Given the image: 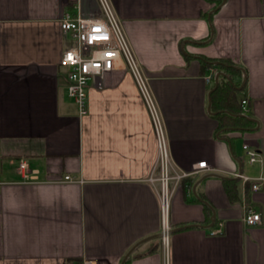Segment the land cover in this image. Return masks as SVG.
<instances>
[{
	"label": "crops",
	"instance_id": "0c3cea01",
	"mask_svg": "<svg viewBox=\"0 0 264 264\" xmlns=\"http://www.w3.org/2000/svg\"><path fill=\"white\" fill-rule=\"evenodd\" d=\"M110 2L173 167L189 172L171 199L167 252L159 182L149 180L159 175L156 136L133 76L118 66L102 87L89 82L85 114L67 94L60 57L74 40L59 23L66 12L99 16L97 0H0V264H264V0ZM206 61L239 70L244 129L217 128L208 92L219 69ZM20 160L36 178L24 177ZM201 160L207 168L194 172ZM238 172L263 177L261 189ZM249 207L260 224L244 223Z\"/></svg>",
	"mask_w": 264,
	"mask_h": 264
},
{
	"label": "built area",
	"instance_id": "2783aa9c",
	"mask_svg": "<svg viewBox=\"0 0 264 264\" xmlns=\"http://www.w3.org/2000/svg\"><path fill=\"white\" fill-rule=\"evenodd\" d=\"M101 14L99 16H84L77 12L75 15L66 12L60 20V28L63 32H69L74 44L64 49L60 57V63L66 66L67 94L73 98L78 106L79 113H86L87 93L86 88L89 81H95L97 87H102V76L118 66H123L133 76L141 97L148 109L151 117L153 129L156 136L157 158L155 167L159 168V175L156 177L154 170L149 176L150 181L158 180L157 189L160 211V240L163 250L167 252L169 246V236L172 230L169 213L171 199L178 182L189 175L186 171L174 169L164 126L160 118L155 101L149 91L147 77L141 70L139 63L129 44L123 26L115 13L110 0H97ZM213 78L211 72L206 80ZM243 112L247 111V102L241 100ZM249 162L257 160V151L247 144L243 145ZM18 168L24 171V177L36 178L37 170H29L27 163L20 160ZM207 168L206 161L201 160L195 164V170ZM243 182L249 183L251 191L260 190L263 177L250 178L238 172L235 174ZM65 180L72 181L66 175ZM171 181L173 183L171 184ZM3 181L0 178V185ZM243 221L247 226L261 223V214L253 208H247ZM221 233V229H214L210 234Z\"/></svg>",
	"mask_w": 264,
	"mask_h": 264
},
{
	"label": "trees",
	"instance_id": "16d2710c",
	"mask_svg": "<svg viewBox=\"0 0 264 264\" xmlns=\"http://www.w3.org/2000/svg\"><path fill=\"white\" fill-rule=\"evenodd\" d=\"M217 7L221 0H214ZM208 66H213L222 71L224 75L218 77L216 87L211 91V111L213 116L218 121V129H244L251 121L243 114L241 100L239 98L238 86L241 84V79L235 81L232 77L233 73H240L233 64L226 61H206ZM215 85V84H214ZM213 88V87H212ZM225 187L228 195L235 197L234 183L231 180L225 181ZM127 258L123 264H128Z\"/></svg>",
	"mask_w": 264,
	"mask_h": 264
},
{
	"label": "water",
	"instance_id": "95a60500",
	"mask_svg": "<svg viewBox=\"0 0 264 264\" xmlns=\"http://www.w3.org/2000/svg\"><path fill=\"white\" fill-rule=\"evenodd\" d=\"M239 69L243 70L242 68H239ZM220 75H224V73H223L222 71H218V72L215 74V76H214L215 85H214L213 88L208 92V110H209L210 113H214L213 111H211V108H210V106H211V97H210V94H211V91L216 87L217 82H218V77H219ZM244 79H245V78H244ZM243 82H244V80H243ZM243 82H242V83H243ZM214 217H215V214L213 213L212 216H211V222H212L211 224H213ZM171 231H172V230H171ZM126 257H127V256H126ZM126 257H125V258H126Z\"/></svg>",
	"mask_w": 264,
	"mask_h": 264
},
{
	"label": "rangeland",
	"instance_id": "374dc122",
	"mask_svg": "<svg viewBox=\"0 0 264 264\" xmlns=\"http://www.w3.org/2000/svg\"><path fill=\"white\" fill-rule=\"evenodd\" d=\"M89 82H91V80Z\"/></svg>",
	"mask_w": 264,
	"mask_h": 264
}]
</instances>
